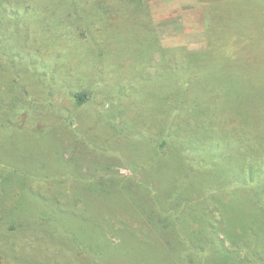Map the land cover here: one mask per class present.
Masks as SVG:
<instances>
[{"label":"rangeland","instance_id":"rangeland-1","mask_svg":"<svg viewBox=\"0 0 264 264\" xmlns=\"http://www.w3.org/2000/svg\"><path fill=\"white\" fill-rule=\"evenodd\" d=\"M219 1L0 0L2 264H262L264 0Z\"/></svg>","mask_w":264,"mask_h":264},{"label":"trees","instance_id":"trees-1","mask_svg":"<svg viewBox=\"0 0 264 264\" xmlns=\"http://www.w3.org/2000/svg\"><path fill=\"white\" fill-rule=\"evenodd\" d=\"M223 1H233V0H221L219 2H223ZM181 94H183V91L181 92ZM241 96L244 97V94L241 92L240 93ZM260 99V97L258 98ZM261 99H264L263 96H261ZM77 100H78V105H83L87 100H88V95L86 94H79L77 96ZM257 107V110L255 111L254 108L250 109L247 105V107L245 106V109L249 112V116L247 117L246 120L247 121H251V125H253V127L257 128V129H264V104H257L255 105ZM251 161V160H250ZM259 162L260 164H264V160H258L257 157H254L253 160L251 162ZM252 169V168H251ZM253 170V169H252ZM253 175V174H252ZM253 178V176H252ZM251 178V179H252ZM238 186V184L236 182L232 183L231 186V190L233 191L236 187ZM257 204H259V201H254V206H256ZM264 205V204H263ZM238 226H242L247 235L248 238H251L250 240L251 242V247L252 248H256L257 247V241H259V235L262 233V229L264 230V218H261L260 216L257 217H253L249 220H247L246 223H242V224H238ZM254 241V242H253ZM264 246V238L262 239V241L260 242V247ZM250 247V246H249ZM260 263L264 264V255L260 257ZM3 260L2 257L0 256V264H2ZM231 261H229L228 259H225V264H231ZM244 264V262L242 263Z\"/></svg>","mask_w":264,"mask_h":264}]
</instances>
